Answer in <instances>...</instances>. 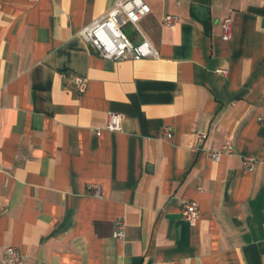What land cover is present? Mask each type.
<instances>
[{"label": "crops", "instance_id": "0c3cea01", "mask_svg": "<svg viewBox=\"0 0 264 264\" xmlns=\"http://www.w3.org/2000/svg\"><path fill=\"white\" fill-rule=\"evenodd\" d=\"M118 1L0 0V260L264 264V0H145L136 27L157 58L102 60L79 32Z\"/></svg>", "mask_w": 264, "mask_h": 264}, {"label": "built area", "instance_id": "2783aa9c", "mask_svg": "<svg viewBox=\"0 0 264 264\" xmlns=\"http://www.w3.org/2000/svg\"><path fill=\"white\" fill-rule=\"evenodd\" d=\"M150 9L145 0H121L116 2L103 16L95 20L89 26L84 27L79 36L81 40L92 49L95 54L102 60L120 61L131 60L139 61L143 59H156L157 53L150 46L147 40L137 29L138 21L148 15ZM177 23V18L171 15H165L162 24L171 28ZM131 25L137 35L139 41L132 43L130 39L123 33L122 27ZM231 19L224 18L221 21V39L228 40L231 35ZM216 73L225 72L217 71ZM60 80L65 83L69 80V87L76 93L81 94L85 89V81L71 74H60ZM121 116L115 113H108L104 129L109 132H118L120 130ZM162 134L166 138H170L171 134L162 129ZM232 151L229 141H225L217 151L208 152V157L214 161H218L221 156L228 155ZM256 165V161L249 157L241 159L243 169L251 172ZM95 196H98L96 188H93ZM180 217L192 227L197 221V204L194 201H187L182 204L179 210ZM125 227L123 221L119 218L114 220L111 232L112 239L122 241L124 239ZM1 264H26L21 255L13 247H7L1 255Z\"/></svg>", "mask_w": 264, "mask_h": 264}, {"label": "rangeland", "instance_id": "374dc122", "mask_svg": "<svg viewBox=\"0 0 264 264\" xmlns=\"http://www.w3.org/2000/svg\"><path fill=\"white\" fill-rule=\"evenodd\" d=\"M123 31V30H122Z\"/></svg>", "mask_w": 264, "mask_h": 264}]
</instances>
